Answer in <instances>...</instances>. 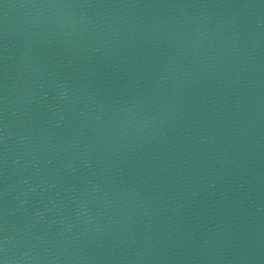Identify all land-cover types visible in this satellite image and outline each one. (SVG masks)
<instances>
[{
  "label": "water",
  "instance_id": "1",
  "mask_svg": "<svg viewBox=\"0 0 264 264\" xmlns=\"http://www.w3.org/2000/svg\"><path fill=\"white\" fill-rule=\"evenodd\" d=\"M3 264H264V0H0Z\"/></svg>",
  "mask_w": 264,
  "mask_h": 264
},
{
  "label": "snow or ice",
  "instance_id": "2",
  "mask_svg": "<svg viewBox=\"0 0 264 264\" xmlns=\"http://www.w3.org/2000/svg\"><path fill=\"white\" fill-rule=\"evenodd\" d=\"M0 264H3V261L2 260H0Z\"/></svg>",
  "mask_w": 264,
  "mask_h": 264
}]
</instances>
